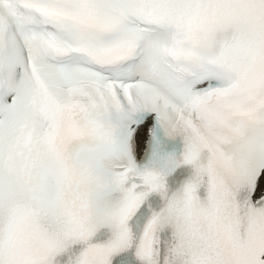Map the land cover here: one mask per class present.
I'll return each instance as SVG.
<instances>
[{
	"label": "snow or ice",
	"instance_id": "6c2138e0",
	"mask_svg": "<svg viewBox=\"0 0 264 264\" xmlns=\"http://www.w3.org/2000/svg\"><path fill=\"white\" fill-rule=\"evenodd\" d=\"M0 264H264V0H0Z\"/></svg>",
	"mask_w": 264,
	"mask_h": 264
}]
</instances>
